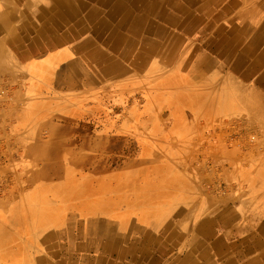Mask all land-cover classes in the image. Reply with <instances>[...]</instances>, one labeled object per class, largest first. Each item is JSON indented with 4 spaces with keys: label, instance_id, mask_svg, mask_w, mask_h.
<instances>
[{
    "label": "crops",
    "instance_id": "crops-1",
    "mask_svg": "<svg viewBox=\"0 0 264 264\" xmlns=\"http://www.w3.org/2000/svg\"><path fill=\"white\" fill-rule=\"evenodd\" d=\"M224 1L0 0V87L60 91L70 56L66 47L50 49L88 31L124 57L138 45L135 63L152 56L163 59L175 43L212 31L205 43L215 51L206 56V72L196 67L181 75L190 85L196 82L191 75H206V85L220 88L179 90L178 104L205 106L210 115L212 108L213 114L245 117L264 127V23H257L264 2L251 0L246 6L243 1L249 0H230L223 9ZM228 14L240 25L216 27ZM159 20L175 30L167 34ZM74 25L75 35L66 39ZM51 34L65 40L51 43ZM38 36L41 43H35ZM148 43L156 52L145 54ZM37 45L43 53L35 54ZM52 58L62 60L48 68ZM44 100L43 110L50 104ZM37 109L35 104L22 108L20 125L31 122ZM46 111L43 124L51 125ZM18 113L11 107L8 119ZM183 114L174 117L169 131L158 127L157 138L188 137L200 122ZM51 135L58 142L50 148L43 143L42 153L32 154L42 159L27 170L33 172L27 179L33 192L26 199H0V264H165L167 253L178 252L181 258L174 255L169 264H264V158L248 161L242 173L235 170V184L228 186L232 192L226 197L212 196L206 182L182 174L184 168L168 145L156 149L154 166L144 160L133 171V166L100 169L105 173L87 182L80 174L83 164L67 167L59 128ZM62 171L70 175L65 185L58 184L60 174H52ZM61 186L67 189L60 191ZM209 199H235L236 204L224 208Z\"/></svg>",
    "mask_w": 264,
    "mask_h": 264
},
{
    "label": "rangeland",
    "instance_id": "rangeland-1",
    "mask_svg": "<svg viewBox=\"0 0 264 264\" xmlns=\"http://www.w3.org/2000/svg\"><path fill=\"white\" fill-rule=\"evenodd\" d=\"M243 2L249 6L251 0ZM229 4L230 0H225L221 7L226 9ZM233 20V16L228 14L216 27L240 25L238 20ZM257 21L258 25L264 23V7ZM159 23L167 34L175 30L167 21L159 20ZM195 33L193 38L175 43L172 53L167 52L165 58L152 56L144 63H135L138 45L130 53H124V57L123 51L113 52L111 43H104V39L88 31L74 39L77 42L70 40L63 45H52L50 49L53 52L66 47V56H70L66 61L69 72L63 76L60 91L56 89L45 94L25 90L16 92L19 88L16 85L3 84L0 87V199H26L33 192L27 180L33 172L27 170L33 162L36 164L42 159L32 154L42 153L43 143L45 148H50L58 142L51 138V132L58 128L64 138L62 147L67 149V167L83 164L80 174L88 179L87 182L92 180V175H101L105 173L103 171L124 166H133V171L144 160L154 166L156 149L168 145L169 153L172 150L183 166L184 176L199 183L206 182V190L212 196L226 197L230 194L232 190L228 186L235 184V170L242 173L248 161L264 158V127L245 117L213 114L212 108L210 115L205 106L189 108L186 102L178 104L179 90L185 93L188 87L200 90L206 86L220 88L214 83L206 85V75H191L196 79L194 85L188 84L187 77L181 75L183 71H192L196 67L205 69L210 65H206V56L215 51L213 46L205 43L210 40L212 31L207 32L206 37L200 32ZM155 37L151 35V38ZM86 39L95 43H83ZM150 45L144 44L145 54L156 52ZM35 48V54L43 53L42 45ZM94 53L113 60L94 61ZM60 60L52 58L48 61V68ZM70 66L73 69L70 70ZM34 71L39 72L40 68L36 66ZM200 71L205 73L206 69ZM44 99L50 104L43 110ZM34 104L39 105L37 115L27 125H20L21 109ZM11 107L19 112L13 120L8 119ZM184 108L187 111L183 114ZM45 110L51 125L43 124ZM177 114L195 117L200 124L189 130L190 134L185 139H158L157 128L169 131L170 122ZM167 158L171 159L170 154ZM52 174H60V185L70 181L67 171ZM76 175L79 176L78 173ZM66 189V186H61L60 191ZM209 200L215 203L214 206L222 205L224 208L236 204L235 199ZM182 254L167 253L165 264H169L174 255L181 258Z\"/></svg>",
    "mask_w": 264,
    "mask_h": 264
},
{
    "label": "bare ground",
    "instance_id": "bare-ground-1",
    "mask_svg": "<svg viewBox=\"0 0 264 264\" xmlns=\"http://www.w3.org/2000/svg\"><path fill=\"white\" fill-rule=\"evenodd\" d=\"M74 27H75V25L74 26H72V30L71 31H69V32H67L66 31V33L64 34V35H67V37H66V39H70L71 37L73 38V36L75 35V29H74ZM63 35V36H64ZM51 43H58L60 40H62V41H64L65 39H60V38H58V36H57V34H55V35H53V34H51ZM59 40V41H58ZM43 41V38H41L40 36H38L37 38H36V40H35V43H41ZM128 44V43H127ZM94 58H95V60L97 61V60H102V56H100L99 54H95L94 55ZM105 58V57H104ZM105 60V59H104ZM105 61H108V60H105ZM101 63V62H100ZM99 63V64H100ZM106 63V62H105ZM102 66H104V64L102 65ZM101 66V67H102ZM100 69V68H99ZM104 71V70H103ZM99 74V73H98Z\"/></svg>",
    "mask_w": 264,
    "mask_h": 264
}]
</instances>
